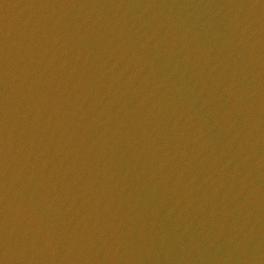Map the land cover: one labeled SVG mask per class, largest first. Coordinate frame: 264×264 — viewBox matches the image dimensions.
Wrapping results in <instances>:
<instances>
[{
  "label": "water",
  "instance_id": "95a60500",
  "mask_svg": "<svg viewBox=\"0 0 264 264\" xmlns=\"http://www.w3.org/2000/svg\"><path fill=\"white\" fill-rule=\"evenodd\" d=\"M0 264H264V0H0Z\"/></svg>",
  "mask_w": 264,
  "mask_h": 264
}]
</instances>
